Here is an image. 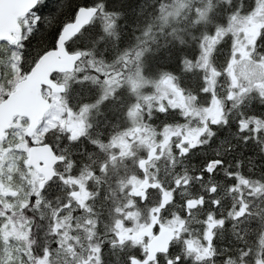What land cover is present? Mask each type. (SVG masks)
<instances>
[{
    "label": "snow or ice",
    "instance_id": "snow-or-ice-1",
    "mask_svg": "<svg viewBox=\"0 0 264 264\" xmlns=\"http://www.w3.org/2000/svg\"><path fill=\"white\" fill-rule=\"evenodd\" d=\"M0 264H264V0H0Z\"/></svg>",
    "mask_w": 264,
    "mask_h": 264
}]
</instances>
